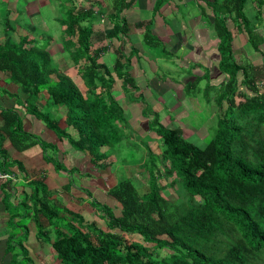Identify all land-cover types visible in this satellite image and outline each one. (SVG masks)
<instances>
[{
	"label": "trees",
	"instance_id": "16d2710c",
	"mask_svg": "<svg viewBox=\"0 0 264 264\" xmlns=\"http://www.w3.org/2000/svg\"><path fill=\"white\" fill-rule=\"evenodd\" d=\"M65 1L70 5L59 1L57 24L65 30L61 40L84 89L64 72L54 80L49 77L53 71L46 46L52 38H39L31 32L19 34L15 41L0 42V73L12 82L14 90L10 92L26 113L40 120L57 140L66 141L72 149L86 155L91 165L102 170L110 165L102 150L110 140L119 139L127 127L123 109L110 98L114 85L111 72L121 78L120 87L128 85L126 88L133 89L135 85L127 71L129 58L126 70L117 60L109 69L101 56L113 38L120 43L121 37H126L129 30L121 9L132 0L111 1L114 9L106 14L111 29L103 31L98 25V29L92 26L94 16L100 15L93 11L96 2L78 7L76 0ZM167 1L153 0L152 16ZM206 2L202 11L209 17L208 27L216 39L214 68L223 79L211 84L208 61L195 62L188 66L189 72L196 66L204 69L183 88L185 94H193L204 78L206 85L219 87L214 92L216 123L210 136L198 146L183 137L179 127L160 125L156 113L147 121V130L156 136L148 139L155 143L152 146L147 141L134 143L133 148L139 147L138 152L141 151L140 157L127 156L128 161L135 162L134 175H124L106 190L103 179L90 186L81 181L74 186L78 180L66 179L62 188L54 191L42 182L43 178L31 180L33 235L40 244L50 247V256L58 260L57 264H264V55L261 54L259 65L236 58L231 30L233 27L244 34L247 45L261 53L264 0ZM249 2L255 3L251 13L246 9ZM84 20L87 23L83 25ZM257 27L262 32H257ZM148 32L144 30L145 39H141L140 45L149 44ZM92 36L96 39L92 40ZM39 39L43 42L37 44ZM199 41L198 37L190 39L195 45ZM156 43L157 40L154 46H148L164 49ZM134 49L130 51L137 52ZM121 52L123 49L118 47L117 53ZM43 91L46 98L41 104ZM43 104L56 108L57 117L52 118ZM140 113L146 117L148 111L142 108ZM0 115L3 119L0 132L16 150L37 145L44 162L51 163L55 170H65L53 150L55 145L24 130L16 109L5 107ZM59 121L65 126L61 128ZM67 126L75 133H68ZM1 139L0 135V171H6L8 165L4 162L12 160L2 149ZM79 170H75L76 174ZM85 175L90 177V173ZM85 186L94 195L85 191ZM167 187H172L175 197H168ZM62 190L64 196L60 197ZM98 191L104 197L97 195ZM70 199H84L88 203L85 215L66 207ZM94 214L103 220V227L93 219ZM135 236L139 238L134 239ZM25 237L8 241L9 246L18 249L21 258L7 260V264L33 263L23 248Z\"/></svg>",
	"mask_w": 264,
	"mask_h": 264
},
{
	"label": "rangeland",
	"instance_id": "374dc122",
	"mask_svg": "<svg viewBox=\"0 0 264 264\" xmlns=\"http://www.w3.org/2000/svg\"><path fill=\"white\" fill-rule=\"evenodd\" d=\"M3 1L4 2H0V35L4 36L2 37V40L12 39L15 41L19 35L17 33V26H26L32 22L37 31L34 35L39 38H52L51 42L46 46L47 50L51 54H55L56 51L60 50V53H56L63 59V63L59 64V66L62 67V69H65L69 75L74 77L76 66H74V62L70 60V53L68 49L63 46V42L60 39L64 36L65 30L63 26L57 24L56 19L60 14L58 11V3L64 1L65 6L67 7L70 3L65 0ZM76 1L78 2V7H83L88 2L91 3V5L96 2L93 11L95 12L94 14L98 13L100 15L96 17L94 16L92 22L93 28L98 29L96 27L98 25L100 31L111 29L106 14L114 9L111 6L112 0ZM152 3L153 0H132L130 3L126 2L125 7L121 9V13L125 16L124 19L129 31L126 32V37H121L122 42L120 43L117 38H113V40L109 42L107 52L101 56L102 61L109 69H111L112 62L117 60L124 64L122 67L123 69L125 67L126 70V61L129 58L130 66L127 67V71L130 75H133V82L135 85L133 89H130L129 87L126 88L128 85L120 87L121 94L126 96L131 103L130 105L135 108L133 112H128V114L131 115L130 118L127 117V113L125 115L126 125H128V127L124 128L125 131L123 130V134L119 139L115 137L110 140L108 147H104L105 149L102 150L110 160V165L103 170L104 173L102 174L104 179L109 180L107 182V187L117 179L124 177V175L130 176L135 174V169L133 168L135 162L128 161V158H139L141 151L138 152L137 149L129 151V147L127 148L126 146L121 149L115 147L118 144L121 145V139L126 138L127 140L130 136L125 133L127 129L133 131L134 128H132L129 123L130 120H134L135 115L137 116L136 122L141 125V127L145 128L147 121L157 113V119L158 123H161H159L160 125L169 128L179 127L182 136L198 146H201L207 140L211 134V129L214 127V123H216L214 114L217 107L214 101L216 95H214V92H218L219 87L206 85L207 80L204 78L198 84V90H195L193 94L191 92L185 94L186 92L183 88L185 83L193 81L195 76L202 73V68L204 69V67L200 68L199 66H196L190 68L189 72L188 66L195 62L205 64L208 61L206 65L210 66L212 71H210L211 84H218V82L223 79L214 68L216 58V56H214L216 54L214 51V43L216 39L212 29L208 27L209 17L204 11H202V6H207L206 0H168L158 8L159 11L157 10V12L154 13V16H152L151 11ZM5 6L16 7L18 11L17 17L11 18L15 15L11 12L8 13V16L4 15L3 8ZM34 8H36V12H34ZM253 8H255V3L249 2L246 4L247 12L251 13ZM98 10H101V13ZM209 10L210 7L207 11L208 14ZM261 14V21L264 25V8L261 9ZM138 22L141 23V26H135ZM81 23L84 25L87 21L84 20ZM145 29L149 31L148 33H150L151 36H146V42L149 43H146L147 46L144 44L140 45L141 39L143 41L145 39L143 34ZM231 30L233 33L232 46L234 56L239 60H248L252 61L255 65H259L261 54L264 55V42L259 46L261 53L254 52L250 46L247 45L244 34L237 33L233 27H231ZM256 30L259 33L262 32L260 27H257ZM32 34L33 33H31V35ZM117 36H119V34H117ZM197 37L200 39L199 44H189L191 38L195 40ZM95 39L96 37L92 36V40ZM156 40L158 42L156 45H163L164 49L160 48L159 50H155V47L148 46H154ZM42 42L43 41L39 39L37 44ZM196 42H198V40ZM98 43L99 42H94L95 45ZM118 47L123 49V52L120 54L117 53ZM132 47H135L134 50L137 52L130 51V48ZM207 49L211 50L206 51ZM51 54L49 57V65L52 67L57 60L56 56H52ZM164 56H167L168 58H165ZM212 57L214 59H212ZM70 67H72V69ZM179 67H181L183 71L180 70ZM113 76H116V74L111 72V77L114 80ZM172 79H175L176 81ZM7 81L10 82L9 79ZM119 81L121 82V78L118 81L114 80V85L119 84ZM78 86L83 89L81 83H79ZM115 92H119L118 85L115 87ZM110 98L118 104L116 101L118 95H114V92H112V94L110 93ZM45 106L47 107L46 104H43V108ZM142 108H146L148 111L145 118L142 117V113H140ZM46 109L50 112L49 114L52 118L57 117L58 114L55 111L56 108L47 107ZM138 124L135 125L136 131L141 132L143 141H147V143L151 141L149 144L152 146L154 141H152V139L149 140L148 137H155V135L150 131L148 132L149 134H147L146 130L141 131ZM65 128L68 132L69 127ZM34 132L41 139L45 140L42 137V134L44 133L43 131ZM111 137L113 138V136ZM107 141L108 138L105 140L104 146H107ZM155 152H157L156 149ZM61 167L66 168L64 170V179L72 181L78 180L73 183L74 186H78L80 178L82 182L89 186V179L96 182L100 179V177H94L92 175H90V177L86 176V172H82V170L85 169V166L81 168L82 170L77 171L79 177H76V171L74 168L72 169L71 165L68 166L64 163L63 165L61 164ZM108 174L110 177H107ZM103 186L104 188L106 187L105 185ZM85 187V191H89V193L94 195V192L91 191L88 186ZM166 191L170 193L168 196L169 198L176 196L172 187L165 188V192ZM99 194L100 196L103 195L101 191H98L97 195ZM65 205L68 209L79 212L82 215H85L88 208V203L84 199H70L66 201ZM96 221L101 227L104 226L103 220L96 218ZM126 236L130 235L126 234ZM30 238H33V236L29 235V239ZM133 238L138 239L139 237L135 236ZM47 249L49 251L38 253V257L34 256L32 258V264H56L57 261L54 262L50 256V247ZM44 254L45 256L43 257ZM4 261H6V259H4Z\"/></svg>",
	"mask_w": 264,
	"mask_h": 264
},
{
	"label": "crops",
	"instance_id": "0c3cea01",
	"mask_svg": "<svg viewBox=\"0 0 264 264\" xmlns=\"http://www.w3.org/2000/svg\"><path fill=\"white\" fill-rule=\"evenodd\" d=\"M0 2H4V1L0 0ZM6 10H8V12L15 14L11 18L17 17L18 12L16 7L5 6L3 8V14ZM34 12H36V8H34ZM33 27L34 25L32 22H30L26 26L21 25V27H19L18 25L17 33L22 35L28 32L31 33L37 32L35 28L33 29ZM2 37L3 36L0 35V42L2 41ZM60 52H61L60 50L56 51L57 54ZM57 57H58V65L59 63H63V59L59 57V55ZM70 68L72 69V67ZM67 74L69 75V73ZM75 76L73 77L70 75L72 80L75 81L77 85H79V83L82 84V81L78 76V74L75 73ZM113 77L115 81L119 80L118 77L116 76ZM131 77L134 79L133 75H131ZM7 80L8 79L6 78V76L0 73V108L3 109L5 107H11L16 109L17 114L21 118V122L24 130L29 131L34 135H36L34 131H39V132L43 131L44 133L42 134V137L45 139L44 141L47 142L52 141V143L55 145L53 150L56 151V155L60 164L63 165L65 163L68 166L71 165L72 169L74 168L75 170H79L83 166H85V169L83 170L81 169L82 172L90 173V175L94 177H100V179L97 182L91 181L90 179L89 180L90 183L95 185L96 183L98 184L99 181L101 182V180L103 179L104 180L103 185L106 186L104 190H106L108 180L103 178L102 174L104 172L97 171L99 169L89 163L86 155L72 149L69 146V144L66 143V141L57 140L55 138V135L52 133V131L49 128H47L45 125H43L40 120L36 119L32 114L26 113V111L13 98L12 96L13 94H11V92H13L14 86L11 81L9 82ZM116 85H118L119 92H115ZM116 85H113L112 88L114 95H118L117 102L120 104L123 111L125 110L123 112L124 116L127 113V117L130 118L131 115L128 114V112L130 111L133 112L135 108H133L130 105L131 103L128 101V99L125 96H123V94H121L120 83ZM82 88H83V84H82ZM43 97H44L43 95L40 96V101H42ZM136 118L137 116L135 115L134 120L133 121L130 120L129 123L130 126L134 128L133 134L129 136L127 140L126 138L121 139L122 140L121 144L123 146L131 144L132 137L135 139L139 138L140 141L143 140L141 136V132L136 131L135 125L138 124L136 122L137 121ZM2 123H3V119L2 116L0 115V128L3 126ZM59 126L61 128L65 126L63 121L62 124L59 121ZM67 127H69L68 133L70 134L75 133V130L71 126H67ZM147 134L149 133L147 132ZM0 135L2 138L1 139L2 149L7 152L10 159L12 160V162H7V163L4 162V165H8V169L6 171H1L2 173L6 174V177L0 178V264H7V260H13L14 258L16 259L21 258L18 249H15L14 247L8 245L9 243L8 241L10 239L14 242L17 241L19 236L26 235L25 237L26 239L23 241V245H24L23 248L28 251V256L31 259L34 256L38 257V253L40 252L49 251L47 249L49 246L47 244H40L39 241L36 238H34L33 235L34 221L32 220L33 213L30 210L32 209V205L29 196L31 191V184H30L31 180H35L37 178L38 179L43 178L42 182H44L48 186L49 190L54 191L59 188H62V186L65 184L66 179H64L65 176L64 170L62 169L55 170L51 163L44 162V160L41 157V149L39 146L35 145L19 151L13 147L10 140L4 135V133L0 132ZM150 142H148V144ZM128 149L130 151L131 148ZM76 177H79V175L76 174ZM107 177H110L109 174ZM104 195L105 194L103 193V197ZM62 196H64L63 190L61 191L60 197ZM101 199L105 200V202L107 201L108 203H113L109 199L106 198H101ZM92 217L94 220L96 219L95 215ZM29 235H32L33 238L29 239ZM44 256L45 254L43 255V257ZM4 259H6V261H4Z\"/></svg>",
	"mask_w": 264,
	"mask_h": 264
},
{
	"label": "clouds",
	"instance_id": "9594fccd",
	"mask_svg": "<svg viewBox=\"0 0 264 264\" xmlns=\"http://www.w3.org/2000/svg\"><path fill=\"white\" fill-rule=\"evenodd\" d=\"M6 12V11H5ZM5 12H4V15H5ZM6 13H8V12H6ZM4 37V36H3ZM63 44V43H62ZM64 46V45H63ZM65 47V46H64ZM49 54H51L50 52H49ZM52 56H56V60H57V62H55L54 63V65L52 66V71L53 72H51L50 74H49V77L52 79V80H54V79H56V76H57V74H59V73H66L67 74V72L65 71V69H62V67H60L59 65H58V55L55 53V54H51ZM70 60H72V59H70ZM59 64H61V63H59ZM75 73L77 74V72L75 71ZM68 75V74H67ZM69 77H70V75H68ZM71 78V77H70ZM72 79V78H71ZM75 82V81H74ZM83 89H84V87H83ZM41 95H43L44 97H43V99H45L46 98V96H45V92L43 91V92H41ZM40 95V96H41ZM43 99H42V101H40V99H39V101H40V103L42 104L43 103ZM119 104V103H118ZM120 105V104H119ZM145 118V117H144ZM160 123V122H159ZM3 124V123H2ZM161 124V123H160ZM138 126H139V128H140V130L142 131V130H146L147 132H149L150 130H147V123H146V125H145V128L144 127H141V125H139L138 124ZM163 126V125H162ZM138 132V131H137ZM150 132H152V131H150ZM125 134H128V135H132L133 134V131H131L130 129H127L126 130V133ZM133 138V137H132ZM151 138H154V139H156V136L155 137H151ZM143 141V140H142ZM141 141L139 140V138H137V139H135V138H133L132 139V143L131 144H129V145H125L127 148L129 147V148H131L130 149V151H132V150H136L137 149V151H139V147H137L136 149L135 148H133V144L134 143H140ZM155 143V142H154ZM118 145H120V144H118ZM121 146H123L122 144H121ZM124 147V146H123ZM129 150V149H128ZM141 155V154H140ZM97 168V167H96ZM103 170L104 169H102V170H97V171H101V172H103ZM3 177H6V174H4V173H2L1 171H0V178H3ZM53 261H55V259H53ZM58 261V260H57ZM58 263V262H57Z\"/></svg>",
	"mask_w": 264,
	"mask_h": 264
},
{
	"label": "flooded vegetation",
	"instance_id": "af4514ba",
	"mask_svg": "<svg viewBox=\"0 0 264 264\" xmlns=\"http://www.w3.org/2000/svg\"><path fill=\"white\" fill-rule=\"evenodd\" d=\"M189 44H191V42H189ZM194 48V47H193Z\"/></svg>",
	"mask_w": 264,
	"mask_h": 264
}]
</instances>
